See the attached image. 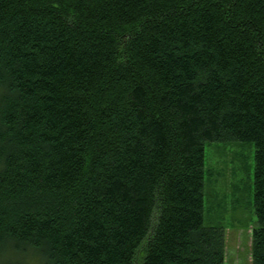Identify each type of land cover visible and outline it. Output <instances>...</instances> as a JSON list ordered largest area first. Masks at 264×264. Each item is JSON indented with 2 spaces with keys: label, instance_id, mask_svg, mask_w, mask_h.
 I'll list each match as a JSON object with an SVG mask.
<instances>
[{
  "label": "trees",
  "instance_id": "16d2710c",
  "mask_svg": "<svg viewBox=\"0 0 264 264\" xmlns=\"http://www.w3.org/2000/svg\"><path fill=\"white\" fill-rule=\"evenodd\" d=\"M221 142L255 146L264 264V0H0V260L225 264Z\"/></svg>",
  "mask_w": 264,
  "mask_h": 264
},
{
  "label": "rangeland",
  "instance_id": "374dc122",
  "mask_svg": "<svg viewBox=\"0 0 264 264\" xmlns=\"http://www.w3.org/2000/svg\"><path fill=\"white\" fill-rule=\"evenodd\" d=\"M205 162L206 224L220 223L225 229V264H251L252 231L256 226L255 146L244 142L210 143L205 146ZM40 262L33 255L0 260V264Z\"/></svg>",
  "mask_w": 264,
  "mask_h": 264
}]
</instances>
